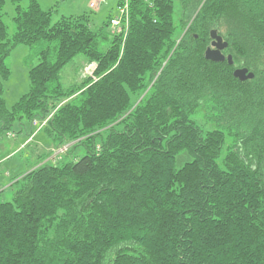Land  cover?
Masks as SVG:
<instances>
[{
	"label": "trees",
	"instance_id": "trees-1",
	"mask_svg": "<svg viewBox=\"0 0 264 264\" xmlns=\"http://www.w3.org/2000/svg\"><path fill=\"white\" fill-rule=\"evenodd\" d=\"M3 1L0 132L27 118L61 151L0 196V264H264V0H179L181 33L174 0H130L123 34L30 0L10 38ZM213 29L233 64L205 57ZM41 41L9 111L6 59ZM78 54L93 76L65 85Z\"/></svg>",
	"mask_w": 264,
	"mask_h": 264
},
{
	"label": "rangeland",
	"instance_id": "rangeland-1",
	"mask_svg": "<svg viewBox=\"0 0 264 264\" xmlns=\"http://www.w3.org/2000/svg\"><path fill=\"white\" fill-rule=\"evenodd\" d=\"M92 0H37L43 10H52V24L63 17L87 15L91 27L98 30L103 27L108 18L120 15L118 6L123 0H102L98 8L90 6ZM30 0H21L14 3L12 0H4L2 6L3 21L7 27L9 38L17 31L15 16L17 5L28 7ZM180 3L174 0V20L177 26V32L181 33L182 28L179 22ZM112 30L106 28V33L111 34ZM109 40L100 42V48L106 49ZM51 50L57 45L56 41H41L36 44H19L12 50L6 59V64L10 69L8 78L4 79V100L9 111L21 99V97L30 90V69L38 64L40 50L46 46ZM90 64V63H89ZM86 57L83 54L76 55L64 68L60 75L65 85H70L82 80L86 73ZM40 123L32 126L27 118H17L14 127L7 132H0V196L4 201H11L17 185L12 183L22 175L26 174L50 153L51 156L45 160L54 162L55 154L61 150H56L52 138L46 130L39 129ZM226 140L225 148L229 144ZM84 153L82 147L73 150L72 156H81Z\"/></svg>",
	"mask_w": 264,
	"mask_h": 264
},
{
	"label": "water",
	"instance_id": "water-1",
	"mask_svg": "<svg viewBox=\"0 0 264 264\" xmlns=\"http://www.w3.org/2000/svg\"><path fill=\"white\" fill-rule=\"evenodd\" d=\"M211 39V44L205 51V57L208 60L216 62L225 61L227 59L230 64H233L232 56L223 53V50L228 46V42L218 34L217 30H211ZM233 74L241 81L253 79L255 77L254 72L249 71L247 67H237L234 69Z\"/></svg>",
	"mask_w": 264,
	"mask_h": 264
},
{
	"label": "built area",
	"instance_id": "built-area-1",
	"mask_svg": "<svg viewBox=\"0 0 264 264\" xmlns=\"http://www.w3.org/2000/svg\"><path fill=\"white\" fill-rule=\"evenodd\" d=\"M129 1L130 0H123V3L118 6V10L120 12V15L117 17H112L110 19L109 25L111 27L112 33L116 34H123L126 32L128 27V12H129ZM144 1H150V0H144ZM102 4V0H92L90 3V6L92 8H98ZM96 63H90L86 67V73L90 76H93V72L96 68ZM47 120L42 122V125L46 123Z\"/></svg>",
	"mask_w": 264,
	"mask_h": 264
},
{
	"label": "bare ground",
	"instance_id": "bare-ground-1",
	"mask_svg": "<svg viewBox=\"0 0 264 264\" xmlns=\"http://www.w3.org/2000/svg\"><path fill=\"white\" fill-rule=\"evenodd\" d=\"M38 123H39V122H38ZM38 123H37V124H38ZM42 126H43V125H42Z\"/></svg>",
	"mask_w": 264,
	"mask_h": 264
},
{
	"label": "crops",
	"instance_id": "crops-1",
	"mask_svg": "<svg viewBox=\"0 0 264 264\" xmlns=\"http://www.w3.org/2000/svg\"><path fill=\"white\" fill-rule=\"evenodd\" d=\"M109 27V26H108Z\"/></svg>",
	"mask_w": 264,
	"mask_h": 264
}]
</instances>
